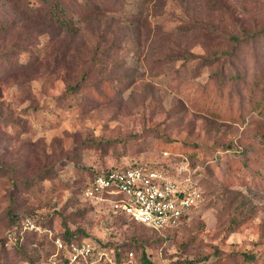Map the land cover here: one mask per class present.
<instances>
[{
  "label": "rangeland",
  "instance_id": "rangeland-1",
  "mask_svg": "<svg viewBox=\"0 0 264 264\" xmlns=\"http://www.w3.org/2000/svg\"><path fill=\"white\" fill-rule=\"evenodd\" d=\"M132 163L198 192L178 224L83 197ZM53 262L264 264V0H0V264Z\"/></svg>",
  "mask_w": 264,
  "mask_h": 264
},
{
  "label": "built area",
  "instance_id": "built-area-1",
  "mask_svg": "<svg viewBox=\"0 0 264 264\" xmlns=\"http://www.w3.org/2000/svg\"><path fill=\"white\" fill-rule=\"evenodd\" d=\"M81 193L107 211L156 230L178 224L199 196L195 189L179 184L160 169L144 163L96 172ZM54 243L58 252L66 251L63 256L68 260L87 258L94 248L89 241L70 242L66 248L59 236Z\"/></svg>",
  "mask_w": 264,
  "mask_h": 264
},
{
  "label": "trees",
  "instance_id": "trees-1",
  "mask_svg": "<svg viewBox=\"0 0 264 264\" xmlns=\"http://www.w3.org/2000/svg\"><path fill=\"white\" fill-rule=\"evenodd\" d=\"M65 9V7H63L62 5H61V3L58 1V2H56V3H53L50 7H49V10L50 11H52V16H55V18L58 20V21H60V23H68L66 20H63V15H59L58 14V11L59 10H64ZM132 164H136V163H132ZM144 164H147V163H144ZM99 172V171H98ZM95 174V173H94ZM93 174V175H94ZM93 175L87 180V181H89L92 177H93ZM86 181V182H87ZM116 214H118V213H116ZM122 215V214H121ZM132 221V220H131ZM134 222V221H133ZM135 223H137V224H139V225H142V226H144V227H147V228H150V229H153V228H151V227H149V226H146V225H144V224H142V223H138V222H135ZM154 230V229H153ZM61 239L64 241V243H65V245H66V248L68 247V245H69V243L70 242H76V243H81L82 241H89V242H91V240H86V239H88V238H75V236L74 235H72V233H70V232H68V231H65V234H64V237H61ZM92 243V242H91ZM94 246V248H93V250H92V255H94V252H95V249H96V246L95 245H93ZM91 255V256H92ZM90 257V256H89Z\"/></svg>",
  "mask_w": 264,
  "mask_h": 264
}]
</instances>
